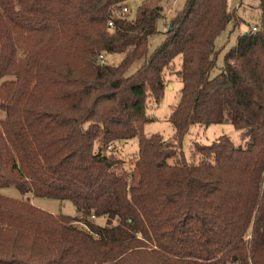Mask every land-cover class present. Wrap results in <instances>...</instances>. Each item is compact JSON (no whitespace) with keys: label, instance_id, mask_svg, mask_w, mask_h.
I'll use <instances>...</instances> for the list:
<instances>
[{"label":"trees","instance_id":"obj_1","mask_svg":"<svg viewBox=\"0 0 264 264\" xmlns=\"http://www.w3.org/2000/svg\"><path fill=\"white\" fill-rule=\"evenodd\" d=\"M127 1L0 0V189L76 209L0 192V264H264V0L213 75L228 0H185L162 31L161 0L133 17ZM167 75L182 85L171 141L144 131ZM221 123L244 144L194 142L187 161L189 128ZM133 138L126 167L115 145Z\"/></svg>","mask_w":264,"mask_h":264},{"label":"rangeland","instance_id":"obj_2","mask_svg":"<svg viewBox=\"0 0 264 264\" xmlns=\"http://www.w3.org/2000/svg\"><path fill=\"white\" fill-rule=\"evenodd\" d=\"M142 0H128L127 7L129 9V14L133 17L136 14ZM161 5L164 7L162 18L157 20L158 30H165L168 25L169 18L173 15L176 10L183 7L185 0H161ZM229 11L233 14V26L232 22H229L225 29L217 36L215 40V48L217 49L216 58V68L213 70L212 75L216 74L220 67L223 65L224 55L230 49L236 41V38L241 33L249 30L253 26L258 27L259 23V7L258 0H228ZM162 39V35L159 33L152 36L150 39L149 49L150 51L159 44ZM121 55L119 54H108L105 59L109 64H117L121 60ZM175 68L178 67L180 63V56L174 59ZM138 63L131 66L129 71H133L134 67ZM167 87L164 90L163 98L160 104L151 109V112L157 117L155 121L149 122L144 126V131L146 134H151L153 132H159L163 137L171 141L174 135V129L168 121V116L173 105H175L180 96L181 82L175 79L173 75H167ZM4 116L3 111L0 109V118ZM227 135L231 141L236 145L244 144V140L241 136V130L236 129L229 123L221 124H211L208 126H202L199 124H194L189 128V131L184 135L181 142V150L183 151V156L187 161L196 163L198 161V154L193 153L191 149L192 143L198 142L202 144H210L220 135ZM117 155L124 159V165L126 167L130 166V158L133 156V152L137 150V139L133 138L126 143H117L115 145ZM0 192L6 196L29 199L32 204L37 207L47 210L51 213H62L69 216H74L76 214V209L72 202L69 200H57L50 198H39L31 195L30 193L21 194L14 187H4L0 189ZM96 223L102 225L104 224V219L98 217Z\"/></svg>","mask_w":264,"mask_h":264},{"label":"built area","instance_id":"obj_3","mask_svg":"<svg viewBox=\"0 0 264 264\" xmlns=\"http://www.w3.org/2000/svg\"><path fill=\"white\" fill-rule=\"evenodd\" d=\"M122 10H123V12H129L128 7H123ZM108 25H109V26H112V22H109ZM257 28H258L257 26H253V27H251L252 31H256ZM99 60H100L101 62H104V60H105V56H104L103 54H100V55H99Z\"/></svg>","mask_w":264,"mask_h":264},{"label":"crops","instance_id":"obj_4","mask_svg":"<svg viewBox=\"0 0 264 264\" xmlns=\"http://www.w3.org/2000/svg\"><path fill=\"white\" fill-rule=\"evenodd\" d=\"M158 28V27H157ZM163 30V29H162Z\"/></svg>","mask_w":264,"mask_h":264}]
</instances>
